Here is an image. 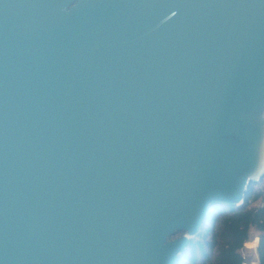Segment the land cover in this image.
I'll use <instances>...</instances> for the list:
<instances>
[{
    "label": "water",
    "instance_id": "1",
    "mask_svg": "<svg viewBox=\"0 0 264 264\" xmlns=\"http://www.w3.org/2000/svg\"><path fill=\"white\" fill-rule=\"evenodd\" d=\"M263 133L264 0H0V264H179Z\"/></svg>",
    "mask_w": 264,
    "mask_h": 264
},
{
    "label": "trees",
    "instance_id": "2",
    "mask_svg": "<svg viewBox=\"0 0 264 264\" xmlns=\"http://www.w3.org/2000/svg\"><path fill=\"white\" fill-rule=\"evenodd\" d=\"M257 234L256 264H264V177L250 181L240 207H216L179 264H245L242 250Z\"/></svg>",
    "mask_w": 264,
    "mask_h": 264
},
{
    "label": "rangeland",
    "instance_id": "3",
    "mask_svg": "<svg viewBox=\"0 0 264 264\" xmlns=\"http://www.w3.org/2000/svg\"><path fill=\"white\" fill-rule=\"evenodd\" d=\"M182 234L179 233L176 236H173L170 240L177 239L181 236ZM257 238L256 232L253 230L250 231L248 241L245 243L243 250H242V255L245 260V264H256V255H255V250H254V243Z\"/></svg>",
    "mask_w": 264,
    "mask_h": 264
},
{
    "label": "bare ground",
    "instance_id": "4",
    "mask_svg": "<svg viewBox=\"0 0 264 264\" xmlns=\"http://www.w3.org/2000/svg\"><path fill=\"white\" fill-rule=\"evenodd\" d=\"M262 154H263V159H262V162H261V168L264 169V133H263Z\"/></svg>",
    "mask_w": 264,
    "mask_h": 264
},
{
    "label": "crops",
    "instance_id": "5",
    "mask_svg": "<svg viewBox=\"0 0 264 264\" xmlns=\"http://www.w3.org/2000/svg\"><path fill=\"white\" fill-rule=\"evenodd\" d=\"M257 242H258V238H256L255 243H254L255 255H256ZM256 263H257V256H256ZM253 264H254V263H253Z\"/></svg>",
    "mask_w": 264,
    "mask_h": 264
},
{
    "label": "built area",
    "instance_id": "6",
    "mask_svg": "<svg viewBox=\"0 0 264 264\" xmlns=\"http://www.w3.org/2000/svg\"><path fill=\"white\" fill-rule=\"evenodd\" d=\"M263 171H264V169H263ZM262 177H264V175Z\"/></svg>",
    "mask_w": 264,
    "mask_h": 264
}]
</instances>
